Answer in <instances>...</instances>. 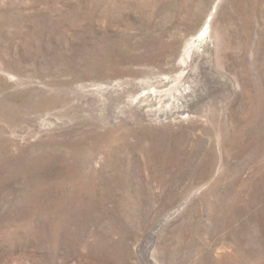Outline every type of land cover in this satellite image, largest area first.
Here are the masks:
<instances>
[{"label":"rangeland","instance_id":"374dc122","mask_svg":"<svg viewBox=\"0 0 264 264\" xmlns=\"http://www.w3.org/2000/svg\"><path fill=\"white\" fill-rule=\"evenodd\" d=\"M0 264H264V0H0Z\"/></svg>","mask_w":264,"mask_h":264}]
</instances>
